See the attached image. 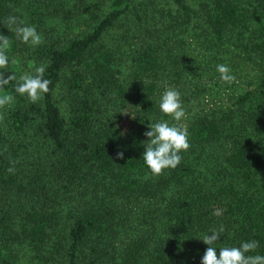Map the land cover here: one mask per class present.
I'll list each match as a JSON object with an SVG mask.
<instances>
[{"label": "trees", "instance_id": "16d2710c", "mask_svg": "<svg viewBox=\"0 0 264 264\" xmlns=\"http://www.w3.org/2000/svg\"><path fill=\"white\" fill-rule=\"evenodd\" d=\"M13 15L43 43L18 40ZM0 34L16 77L0 90L13 97L0 108V264H200L199 238L221 225L217 254L255 240L248 255H264V0H0ZM41 64L50 91L31 103L15 86ZM166 87L190 148L153 176L144 133L176 123L159 109Z\"/></svg>", "mask_w": 264, "mask_h": 264}, {"label": "clouds", "instance_id": "9594fccd", "mask_svg": "<svg viewBox=\"0 0 264 264\" xmlns=\"http://www.w3.org/2000/svg\"><path fill=\"white\" fill-rule=\"evenodd\" d=\"M3 23L8 30L15 33L16 38L22 43L32 47L43 43V38L35 26L25 24L16 16H9ZM9 47L10 40L8 37L0 34V90H3L10 81L16 79L15 74L5 78V72L8 71L10 62L7 55ZM45 70L46 66L41 64L34 68V74L25 73L21 75L15 86V92L21 96H27L31 103L40 101L50 91L51 81L44 78ZM216 70L220 74L222 82L231 84L236 81V77L228 65L217 64ZM12 99V96H0V108ZM159 109L163 115L171 117L176 123L170 124L166 120L150 123L148 125L149 130L144 133L148 139L147 143L143 144L142 158L153 176L162 175L165 169H175L182 159L180 153L186 152L190 148L187 129L180 123L186 119V111L181 101L180 92L175 88L166 87L159 101ZM3 118V114H0V121ZM116 155L120 159L124 157L123 151H118ZM7 171L14 174L15 168L10 167ZM222 214V209L213 210L215 216L219 217ZM224 232L225 229L221 225L219 229H213L210 234L199 238L208 245L200 264H264V255H248L259 246L258 241L255 240L242 242L238 247H221L219 254H217V248L213 245L221 239Z\"/></svg>", "mask_w": 264, "mask_h": 264}, {"label": "rangeland", "instance_id": "374dc122", "mask_svg": "<svg viewBox=\"0 0 264 264\" xmlns=\"http://www.w3.org/2000/svg\"><path fill=\"white\" fill-rule=\"evenodd\" d=\"M103 8H105V7H103ZM128 74V70H126L125 72H124V74H123V76H126ZM209 98H205L204 99V101L202 102L203 103V105L205 106V107H208L209 106V100H208ZM29 133V132H28ZM136 210V209H135ZM134 210V211H135ZM134 213V212H133ZM129 222H132V221H129ZM21 264V263H20ZM29 264V263H28ZM55 264H60V263H58V262H55Z\"/></svg>", "mask_w": 264, "mask_h": 264}]
</instances>
